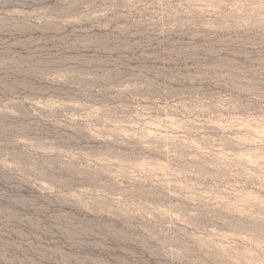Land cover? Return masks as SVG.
Returning a JSON list of instances; mask_svg holds the SVG:
<instances>
[{"label": "rangeland", "instance_id": "obj_1", "mask_svg": "<svg viewBox=\"0 0 264 264\" xmlns=\"http://www.w3.org/2000/svg\"><path fill=\"white\" fill-rule=\"evenodd\" d=\"M0 264H264V0H0Z\"/></svg>", "mask_w": 264, "mask_h": 264}]
</instances>
